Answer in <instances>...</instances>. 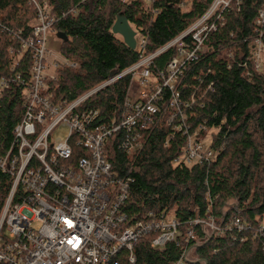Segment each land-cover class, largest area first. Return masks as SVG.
Segmentation results:
<instances>
[{
    "label": "trees",
    "instance_id": "16d2710c",
    "mask_svg": "<svg viewBox=\"0 0 264 264\" xmlns=\"http://www.w3.org/2000/svg\"><path fill=\"white\" fill-rule=\"evenodd\" d=\"M53 31L65 34L58 51L75 67L62 66L48 78L49 93L73 101L152 54L184 32L214 0H47ZM264 0H232L223 24L205 40V53L185 63L177 80L178 110L167 106L170 91L158 101L155 124L142 131L144 146L132 161L116 132L108 158L121 173L134 178L125 205L130 221L164 213L180 222L181 235L164 247H153V235L141 238L136 262L172 264L183 253L186 234L195 245L185 264H264V66L255 70L251 42L264 28L256 24ZM118 15L126 16L145 40L131 49L112 32ZM38 12L30 0H0V79L15 78L0 87V147L13 142L14 127L24 114V92L31 80L33 52L22 48ZM234 59L228 58V52ZM175 55L171 47L153 59L151 71L164 70ZM131 78L111 82L80 105L99 111L110 122L124 110ZM174 116L172 121L170 117ZM210 136L212 160L191 165L177 162L190 134ZM1 149V148H0ZM12 178L0 171V218ZM214 220L223 232H206L194 221ZM237 218L244 229L231 225Z\"/></svg>",
    "mask_w": 264,
    "mask_h": 264
},
{
    "label": "built area",
    "instance_id": "2783aa9c",
    "mask_svg": "<svg viewBox=\"0 0 264 264\" xmlns=\"http://www.w3.org/2000/svg\"><path fill=\"white\" fill-rule=\"evenodd\" d=\"M30 1L38 16L22 48L34 55L31 80L25 88L24 114L14 127L13 142L0 147V171L12 178L0 218V264H121L123 258L135 263V249L142 237L153 235L151 245L162 248L181 235L180 222L171 213L130 221L124 208L134 178L129 171L121 173L114 167L108 148L113 135L124 130L119 146L130 160L136 158L144 146L142 131L155 124L158 101L166 89L170 91L167 106L179 109L177 80L182 67L205 53V40L223 24L222 14L229 4L214 0L167 45L68 102L54 98L46 81L55 77L57 68L77 64L66 57L49 60L54 18L47 0ZM256 24L264 28V6ZM262 33L251 42V60L257 71L264 66ZM145 43L141 38L136 47L143 48ZM171 47L175 55L164 70L153 74V59ZM228 58L234 59L232 51ZM125 75L131 81L118 118L105 122L99 111L80 109L93 93ZM20 78H2L0 87ZM62 127L68 130L67 138L55 139V130ZM204 138L190 134L176 161L191 165L214 159L217 153L203 146ZM194 222L206 232H223L212 219ZM231 225L244 229L237 218ZM194 236L193 230L187 232L185 249L172 264H185L191 258Z\"/></svg>",
    "mask_w": 264,
    "mask_h": 264
},
{
    "label": "rangeland",
    "instance_id": "374dc122",
    "mask_svg": "<svg viewBox=\"0 0 264 264\" xmlns=\"http://www.w3.org/2000/svg\"><path fill=\"white\" fill-rule=\"evenodd\" d=\"M124 1H130V0H124ZM141 1L144 3V5H148L149 4V0H141ZM226 2H228L229 6L232 4V0H226ZM34 22H36V21H34ZM50 39H51L52 52H51V54L49 56V60L53 61V60H62V59H64L65 57L58 51V47H59V44H60V37L58 36V34L56 32H54V31H51L50 32ZM136 41H137V43L139 45L140 41H141V37H140L139 33L136 35ZM67 136H68V130L65 127L58 128L54 132V138L55 139L61 138V139L64 140V139L67 138ZM202 143H203L204 147H208L209 144H210V136L207 135L204 138Z\"/></svg>",
    "mask_w": 264,
    "mask_h": 264
},
{
    "label": "water",
    "instance_id": "95a60500",
    "mask_svg": "<svg viewBox=\"0 0 264 264\" xmlns=\"http://www.w3.org/2000/svg\"><path fill=\"white\" fill-rule=\"evenodd\" d=\"M112 32L116 35H120L128 47L131 49H136V31L132 28L126 16H117L116 21L112 26ZM58 36L63 39L66 38L65 34H58Z\"/></svg>",
    "mask_w": 264,
    "mask_h": 264
}]
</instances>
